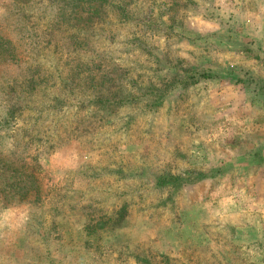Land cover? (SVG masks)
I'll return each instance as SVG.
<instances>
[{
  "label": "rangeland",
  "instance_id": "1",
  "mask_svg": "<svg viewBox=\"0 0 264 264\" xmlns=\"http://www.w3.org/2000/svg\"><path fill=\"white\" fill-rule=\"evenodd\" d=\"M0 264H264V0H0Z\"/></svg>",
  "mask_w": 264,
  "mask_h": 264
},
{
  "label": "trees",
  "instance_id": "2",
  "mask_svg": "<svg viewBox=\"0 0 264 264\" xmlns=\"http://www.w3.org/2000/svg\"><path fill=\"white\" fill-rule=\"evenodd\" d=\"M13 1H16V0H13ZM18 1H21V2H23V1H29V0H18Z\"/></svg>",
  "mask_w": 264,
  "mask_h": 264
}]
</instances>
